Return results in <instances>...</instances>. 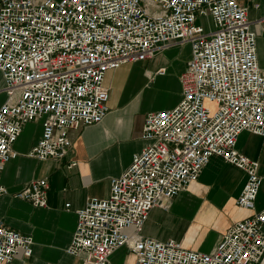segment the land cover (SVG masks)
Returning a JSON list of instances; mask_svg holds the SVG:
<instances>
[{
	"label": "built area",
	"instance_id": "1",
	"mask_svg": "<svg viewBox=\"0 0 264 264\" xmlns=\"http://www.w3.org/2000/svg\"><path fill=\"white\" fill-rule=\"evenodd\" d=\"M200 17L210 18L213 28L198 23ZM254 25L264 35V16L250 21L237 0H0L6 93L0 106V197L7 193L2 173L26 124L43 121L29 157L62 159L72 144L70 130L108 115V71L189 44L181 100L147 115L142 137L148 144L112 178L108 197L89 198L76 210L66 251L81 258L73 264H115L111 257L123 248L128 264H260L264 210L233 223L210 252L142 232L150 211L168 210L214 156L245 171L237 204L254 211L263 180L259 162L237 149L244 131L264 137V67ZM48 188L47 179H33L15 197L47 207ZM33 245L32 236L0 222V264L20 254L32 257Z\"/></svg>",
	"mask_w": 264,
	"mask_h": 264
},
{
	"label": "crops",
	"instance_id": "2",
	"mask_svg": "<svg viewBox=\"0 0 264 264\" xmlns=\"http://www.w3.org/2000/svg\"><path fill=\"white\" fill-rule=\"evenodd\" d=\"M237 2L247 7L250 21L264 16V0ZM254 29L258 32L259 65L264 67V35L257 25ZM190 58L191 46L186 44L108 71V115L100 123L70 130L72 144L62 159L40 161L29 157L28 152L42 135L43 121L24 126L13 145L16 155L2 173L7 193L0 197V222L32 236L34 245L32 257L20 254L11 264H73L81 259L66 251L76 229V210L84 207L89 198L109 196L112 178L121 175L134 155L148 144L142 137L147 115L172 108L181 100L180 75ZM160 69L165 72L159 74ZM4 86L0 71V106L6 100ZM237 149L259 162L258 173L263 180L254 211L237 204L247 181L245 171L214 156L198 180L180 192L168 210L155 207L150 211L143 234L161 241L175 240L187 249L210 252L233 223L263 211L264 137L244 131L238 137ZM42 178L49 184L47 207H36L15 197L30 181ZM118 252L112 255L113 262ZM260 264H264V256Z\"/></svg>",
	"mask_w": 264,
	"mask_h": 264
},
{
	"label": "rangeland",
	"instance_id": "3",
	"mask_svg": "<svg viewBox=\"0 0 264 264\" xmlns=\"http://www.w3.org/2000/svg\"><path fill=\"white\" fill-rule=\"evenodd\" d=\"M198 23L203 24L207 28H213V23L210 18L208 17H200L198 19ZM116 254V256L113 258L114 262L117 264H128L130 263V255L128 254L127 251L124 250H119Z\"/></svg>",
	"mask_w": 264,
	"mask_h": 264
}]
</instances>
